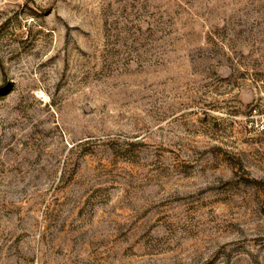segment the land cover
<instances>
[{"label": "rangeland", "instance_id": "rangeland-1", "mask_svg": "<svg viewBox=\"0 0 264 264\" xmlns=\"http://www.w3.org/2000/svg\"><path fill=\"white\" fill-rule=\"evenodd\" d=\"M0 264H264V0H0Z\"/></svg>", "mask_w": 264, "mask_h": 264}, {"label": "built area", "instance_id": "built-area-1", "mask_svg": "<svg viewBox=\"0 0 264 264\" xmlns=\"http://www.w3.org/2000/svg\"><path fill=\"white\" fill-rule=\"evenodd\" d=\"M254 111H255V112H258V110H257V109H255Z\"/></svg>", "mask_w": 264, "mask_h": 264}]
</instances>
